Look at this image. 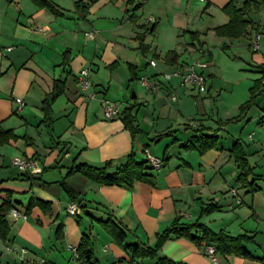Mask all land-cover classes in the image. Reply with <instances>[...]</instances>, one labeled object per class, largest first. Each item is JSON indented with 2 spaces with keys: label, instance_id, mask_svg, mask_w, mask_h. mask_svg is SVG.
Segmentation results:
<instances>
[{
  "label": "crops",
  "instance_id": "0c3cea01",
  "mask_svg": "<svg viewBox=\"0 0 264 264\" xmlns=\"http://www.w3.org/2000/svg\"><path fill=\"white\" fill-rule=\"evenodd\" d=\"M52 1L64 15L57 16L32 0H0V129L16 135L0 145V205L11 193L13 207L26 215L16 219L8 213L10 234L7 241L0 238V264L41 260L83 264L68 250L81 243L82 225L87 223L83 214L91 219L89 228L95 222L104 226L103 221L115 217L127 229V243L150 246L176 219L181 225L202 223L217 233L246 235L251 240L242 246L253 257L219 254L221 263L264 264V201L258 191H250L262 190L256 182L260 174L251 166L252 174L246 177L233 159L231 151L240 138L230 130L221 131L207 112L193 116L190 110L193 97L203 104L206 94L211 96L209 81L216 70L207 71L208 90L203 93L181 85L179 77L163 76L205 53L213 59L206 37L218 36L214 30L218 24L210 13L222 11L230 0H84L87 11L76 8L77 0ZM228 21L225 15L219 24ZM90 32H95L94 38L87 35ZM140 35H144L143 45ZM170 51L178 55L173 63L166 58ZM151 60L157 61L155 67ZM255 60L264 63L260 54ZM85 67L92 70L97 94L93 99L80 85L79 73ZM144 76L161 87L148 90L140 83ZM58 79L65 89L51 102L50 120H46L43 102ZM15 97L26 102L23 110H16ZM104 100L117 103L122 115L106 119ZM126 108L132 109L135 134L123 120ZM196 135H216V144L205 152L186 148ZM132 152L138 162L147 161V152L165 160L158 169L146 163L151 182L135 181L129 188L100 184L81 173L68 174L78 163L103 166L111 161L117 166ZM15 157L33 158L39 169L22 171L13 165ZM65 177L78 195L76 200L60 185ZM32 197L51 202V213L36 206L26 214ZM70 203H76L80 213L71 214ZM209 204L219 208L210 216L202 215ZM64 209L82 225L66 218L68 226L58 242L54 227ZM101 232L103 247L94 249L100 264H157V258H132L114 238ZM49 241L55 243L48 246ZM204 247L187 237L171 236L158 257L170 264H214ZM22 248L29 250V261L22 260Z\"/></svg>",
  "mask_w": 264,
  "mask_h": 264
},
{
  "label": "trees",
  "instance_id": "16d2710c",
  "mask_svg": "<svg viewBox=\"0 0 264 264\" xmlns=\"http://www.w3.org/2000/svg\"><path fill=\"white\" fill-rule=\"evenodd\" d=\"M35 4L42 8H47L53 14L60 16L64 15L63 9L52 0H32ZM240 0H230L222 9L229 17V21L225 24L218 25L214 28L215 32L219 36L225 37H237L245 33L251 23L247 18V14L250 12L260 11L264 7V0H245L243 5H239ZM76 8H84L87 11V4L84 0H77L75 3ZM152 30V29H147ZM259 32H264V25L257 26ZM140 41L143 45L144 35H140ZM177 53L175 51H170L166 58L170 63L177 60ZM66 60V59H65ZM64 60V63L66 62ZM257 88L264 84V75L261 80L257 81ZM65 84L61 80H56L54 83L53 91L44 100L43 109L45 111L46 120H50L51 114V102L54 101L60 94L64 92ZM255 87L251 88L252 93H255ZM253 98L246 102L242 106V111H245L252 102ZM123 120L126 127H128L132 133L138 132V128L134 125L135 119L132 115V109L126 108L123 112ZM16 138V135L12 130H1L0 129V145L8 143L11 139ZM216 135H201L194 136L190 142L185 146L188 149H199L200 152H205L213 148L216 144ZM241 143L238 140L232 153L235 154V160L238 162L239 166L244 169V175L247 177L252 174V167L246 157V153L242 148H240ZM148 161L138 162L135 158V154L132 152L127 157L126 160L117 166H114L111 161H107L103 166H94L87 163H78L73 165L68 174L81 173L86 178L98 182L104 185H125L129 188L134 186L135 181H149L151 182L152 176L145 172L148 168L146 167ZM149 164V163H148ZM150 165V164H149ZM151 166V165H150ZM152 167V166H151ZM154 168V167H152ZM257 178V177H256ZM255 178V179H256ZM72 200L78 198L77 193L67 185V183H61ZM251 185L254 182L250 183ZM258 188L254 187L250 191H257ZM36 206L44 207L45 213H51L52 205L51 202L42 201L35 197H32L29 204L26 207V214L31 213L33 208ZM13 207V200L11 193H8L6 201L0 205V238L7 241L10 234V224L7 215L10 209ZM46 207V208H45ZM219 207L216 204H209L202 209L201 214L205 215L214 212ZM104 226L111 233L116 242L132 257H151L157 258V264H170L172 261L159 258L158 251L160 250L163 243L168 240L171 236L176 237H187L199 246H206L208 244H215L219 254L224 256L238 254L246 257H253L243 246L242 242L246 240H251V237L246 235L232 236L225 232H215L208 226L202 223H194L190 225H181L176 219L172 225L165 231L157 235V244L155 246H150L142 242L137 243H127V229L121 224L115 217H110L108 220L103 221ZM196 231L199 233L197 234ZM63 232V224H59L57 229V234ZM79 260L83 261V264H100L99 260L96 259L94 254V249L90 241V237L86 234L83 235L80 245L77 247Z\"/></svg>",
  "mask_w": 264,
  "mask_h": 264
},
{
  "label": "rangeland",
  "instance_id": "374dc122",
  "mask_svg": "<svg viewBox=\"0 0 264 264\" xmlns=\"http://www.w3.org/2000/svg\"><path fill=\"white\" fill-rule=\"evenodd\" d=\"M244 1H240L241 5H243ZM220 11L215 15H213L214 13H210V17L218 25H221L219 22L226 15L223 9ZM246 16L251 23L247 31L240 36L228 37L224 40H220L219 35L216 36L215 34L209 38L206 37L208 39H206V42L213 54V59L210 56L205 57L211 64L207 71L216 70L217 73H215L214 77L216 81L215 85L214 79L209 81V87L212 86L211 96L207 93L206 97L203 98L204 100H202L203 104L197 100L198 96L193 97V100H191L193 105L190 110L193 116L207 112L212 116L210 122L221 131L227 132L230 130L229 132L240 138V148L246 153L250 166H255L256 173L260 174L256 182L259 186H262V190L258 189L257 191L260 199L264 201V84L257 88V81L261 80L264 75V63L258 64L255 60V57L259 54L264 57V32H262L261 50L255 51L252 46L253 38L259 32L253 25H264V7L260 11L250 12ZM206 33L207 31H204L203 35H206ZM200 58H203V56ZM254 87L255 93L253 94L251 88ZM194 95H198V93L195 92ZM252 98L251 105L245 111H242V106ZM224 127L228 129L224 130ZM250 133H254L253 138H250ZM231 155L235 159V154L231 152ZM66 180L67 177L64 178L65 183H67ZM60 185L66 193L63 185ZM41 209L43 210V208ZM212 213L205 215L210 216ZM68 217L74 219L73 222L76 225H82L79 223V218L69 215L64 209L63 218H59L58 224L54 227V239L58 240V242L63 239L62 232L59 236L57 234L58 226L59 224H63V231L64 229L66 230L68 226L66 218ZM83 219L87 223L85 222L82 225L86 231L82 233V237L84 233L90 237L93 249H101L105 242L103 237H99L100 231H102L101 234H108L110 238H113L108 229L101 223L95 222V226L89 228L87 226L90 225L91 219L86 214H83ZM73 222H71V234L75 232ZM83 229H81V232ZM53 242L49 241L48 246ZM68 250L72 251L74 255L72 249L68 248Z\"/></svg>",
  "mask_w": 264,
  "mask_h": 264
},
{
  "label": "built area",
  "instance_id": "2783aa9c",
  "mask_svg": "<svg viewBox=\"0 0 264 264\" xmlns=\"http://www.w3.org/2000/svg\"><path fill=\"white\" fill-rule=\"evenodd\" d=\"M90 38L95 37V32L87 33ZM262 33L258 32L253 38L252 46L255 51H259L262 48L261 40ZM11 48H9L10 50ZM205 57H208V53L203 55V58L196 59L185 65L178 66L171 72H165L163 76L165 79H172L173 77H179L181 85H190L196 88L199 92L203 93L208 90V73L207 70L210 67V62ZM150 65L155 67L157 65L156 60H151ZM79 81L83 91L87 92V97L93 99L96 97V92L93 90L92 81V70L89 67L83 68L79 73ZM141 83L148 89L154 90L161 87L160 83L151 79L149 76H144L141 78ZM175 97V96H174ZM14 101L16 103V110L21 111L24 109L26 102L20 97H15ZM103 113L106 119H115L122 115V109L120 106L112 101L104 100L102 103ZM197 125V124H194ZM147 161L154 168H162L165 165V160L163 158L156 157L147 152ZM13 165L17 166L22 171H29L36 173L39 169L38 162L30 157H15L12 160ZM68 211L75 215L80 213V208L76 203H70L68 206ZM9 215L16 219L26 218V215L19 211L17 208L12 207L9 211ZM74 256L78 259L77 247H73ZM205 253L210 257L214 264H222L219 258V253L217 251L215 244H208L204 247ZM20 256L22 260L29 261V250L22 248L20 251ZM37 264H51L46 260H41ZM115 264H125L124 262H116Z\"/></svg>",
  "mask_w": 264,
  "mask_h": 264
}]
</instances>
